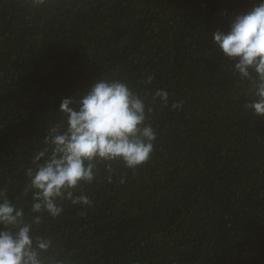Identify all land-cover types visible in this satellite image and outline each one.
<instances>
[{
  "label": "trees",
  "instance_id": "obj_1",
  "mask_svg": "<svg viewBox=\"0 0 264 264\" xmlns=\"http://www.w3.org/2000/svg\"><path fill=\"white\" fill-rule=\"evenodd\" d=\"M258 0H0V191L32 219L26 176L60 104L102 77L152 108L151 159L97 162L34 232L65 264H264V116L213 43ZM149 77L152 83L146 84ZM157 89L168 92L165 103ZM173 104H182L175 109ZM123 179V183L121 180ZM0 230H7L0 225Z\"/></svg>",
  "mask_w": 264,
  "mask_h": 264
},
{
  "label": "clouds",
  "instance_id": "obj_2",
  "mask_svg": "<svg viewBox=\"0 0 264 264\" xmlns=\"http://www.w3.org/2000/svg\"><path fill=\"white\" fill-rule=\"evenodd\" d=\"M42 5L45 0H33ZM213 43L224 55L236 62L235 73L249 84L254 99L246 107L256 116H264V0L246 14L236 16L230 30L212 33ZM149 77L146 84L152 83ZM155 98L168 101V92L157 89ZM66 97L60 104L64 119L48 129L45 147L33 160L26 176L32 190V219H25L23 208L17 207L0 191V264H65L58 256L46 255L53 242L34 232L44 214L61 216L59 203L69 200L73 205L90 206L92 201L74 192L82 183L92 184L98 170L97 162H109L106 171L112 182L110 162L123 161L135 170L147 163L155 150L157 134L147 124L152 108L127 83L101 78L79 101ZM182 108V104H173ZM123 179L121 183H123Z\"/></svg>",
  "mask_w": 264,
  "mask_h": 264
}]
</instances>
